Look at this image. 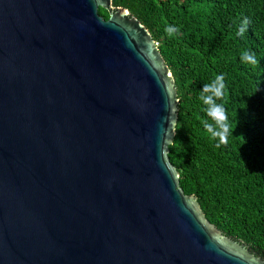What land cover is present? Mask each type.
<instances>
[{
	"label": "water",
	"instance_id": "obj_1",
	"mask_svg": "<svg viewBox=\"0 0 264 264\" xmlns=\"http://www.w3.org/2000/svg\"><path fill=\"white\" fill-rule=\"evenodd\" d=\"M178 100L112 0H0V264H264L179 186Z\"/></svg>",
	"mask_w": 264,
	"mask_h": 264
},
{
	"label": "trees",
	"instance_id": "obj_2",
	"mask_svg": "<svg viewBox=\"0 0 264 264\" xmlns=\"http://www.w3.org/2000/svg\"><path fill=\"white\" fill-rule=\"evenodd\" d=\"M112 6L146 26L173 74L179 100L168 156L179 186L224 235L264 258V0Z\"/></svg>",
	"mask_w": 264,
	"mask_h": 264
}]
</instances>
